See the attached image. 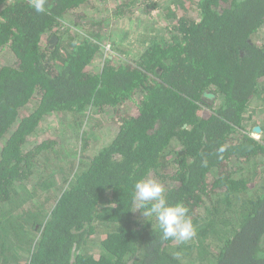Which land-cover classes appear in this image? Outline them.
I'll return each mask as SVG.
<instances>
[{
  "label": "trees",
  "instance_id": "1",
  "mask_svg": "<svg viewBox=\"0 0 264 264\" xmlns=\"http://www.w3.org/2000/svg\"><path fill=\"white\" fill-rule=\"evenodd\" d=\"M93 2L0 0V264H264V132L246 124L264 94V0L187 1L192 18L173 0L175 22L144 21L117 64L101 56L110 22L158 7L124 0L98 18L81 11ZM145 177L188 209L191 239L163 240L135 210Z\"/></svg>",
  "mask_w": 264,
  "mask_h": 264
},
{
  "label": "rangeland",
  "instance_id": "2",
  "mask_svg": "<svg viewBox=\"0 0 264 264\" xmlns=\"http://www.w3.org/2000/svg\"><path fill=\"white\" fill-rule=\"evenodd\" d=\"M123 1L124 0H94L92 6H90L88 9L81 10V11H83L86 15L95 16V17L100 18L102 16L109 14L110 12L112 13L113 9L119 6ZM147 1H150L151 3L156 4L158 7V11L155 13L154 20L150 21L148 17L142 14V11H139L140 13L139 12L136 13L135 11V14L132 16V18H129V16H126V18H123L116 22L112 20L110 22L111 23L110 30L112 32L110 31L107 32V40H105L101 45L102 46L101 56L114 59L113 61L116 64L120 62V59H125V58L127 59V56H133L135 53H137L136 49L140 45V39L142 38L140 37V35L143 32L142 27H143L144 21L150 22L151 24L150 26L153 25L155 31H157L158 33H161L163 31V28L166 25H169L175 22V20L169 21L164 14L168 7L170 8L172 12L174 13L178 12L177 15H180L178 11L179 9L175 7L174 4H172L173 0H147ZM184 1L186 2V3L184 2V6L186 7L188 6L190 10L189 14H187L186 16L189 18H192L190 14L194 15L195 13L194 5H188L187 1H191L193 3L197 0H184ZM65 29L66 28H63L61 31L64 32ZM77 31L78 33L84 35V32L79 31L78 29ZM60 32L58 34L66 38L65 37L66 35ZM68 34L72 35L73 33L71 34L68 32ZM258 37L260 39H264V27L259 32ZM120 51H123L124 54L121 53ZM11 59H12V55L7 49L0 51V63L6 64ZM99 66H101V61L96 60L92 64L91 70L92 71L98 70ZM257 108H255L257 111L252 108L250 110L251 111L250 114L246 116L248 118H251V120L246 118L247 120L246 124H247V128L251 131L250 135L254 139H259L262 132H264V119H261L264 117V94L262 95V97L258 98ZM204 113L207 114L208 112L204 111ZM107 115H110L109 112L108 114L106 112L103 116H93L87 123L88 125L89 123H92V122L94 123L95 122L94 119H97L98 121H100V119L105 120L107 118ZM254 117L257 120H255ZM56 127H58V123L56 122V120L50 119V121L48 122V125L45 126V129H46L45 134L47 135L53 134L54 129ZM254 127H258L261 130L259 135L252 134V130ZM114 129L111 124H108L107 122H105L102 127H99V130H94L96 132L95 136L98 139V146L101 145L100 143L102 142L107 143L108 141L107 138L108 136L113 134ZM67 134L70 135L71 132H67L66 135ZM70 145L74 147L76 144L72 143Z\"/></svg>",
  "mask_w": 264,
  "mask_h": 264
},
{
  "label": "clouds",
  "instance_id": "3",
  "mask_svg": "<svg viewBox=\"0 0 264 264\" xmlns=\"http://www.w3.org/2000/svg\"><path fill=\"white\" fill-rule=\"evenodd\" d=\"M46 0H31L37 13L45 12ZM135 210H141L146 218H154L163 240L187 241L195 235V228L188 216V209L182 203L169 204L165 189L152 178L137 180L131 193Z\"/></svg>",
  "mask_w": 264,
  "mask_h": 264
},
{
  "label": "water",
  "instance_id": "4",
  "mask_svg": "<svg viewBox=\"0 0 264 264\" xmlns=\"http://www.w3.org/2000/svg\"><path fill=\"white\" fill-rule=\"evenodd\" d=\"M56 41H57V39H56L54 36H52V37L49 38L48 43H49V44L51 45V47H52V48H50V49H53V47H54L55 44H56ZM205 96H207V97H209V98H211V99L214 98V95H211V94H208V93H205ZM260 132H261V130H260L258 127H254L253 130H252V134H257V135H259Z\"/></svg>",
  "mask_w": 264,
  "mask_h": 264
},
{
  "label": "flooded vegetation",
  "instance_id": "5",
  "mask_svg": "<svg viewBox=\"0 0 264 264\" xmlns=\"http://www.w3.org/2000/svg\"><path fill=\"white\" fill-rule=\"evenodd\" d=\"M206 98L210 99L209 97L205 96Z\"/></svg>",
  "mask_w": 264,
  "mask_h": 264
}]
</instances>
